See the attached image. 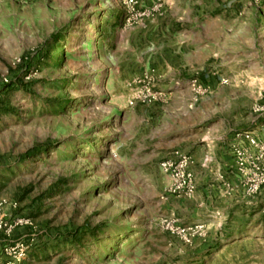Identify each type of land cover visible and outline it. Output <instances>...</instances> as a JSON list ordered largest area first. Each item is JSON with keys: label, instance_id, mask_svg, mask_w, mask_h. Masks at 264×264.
Here are the masks:
<instances>
[{"label": "rangeland", "instance_id": "obj_1", "mask_svg": "<svg viewBox=\"0 0 264 264\" xmlns=\"http://www.w3.org/2000/svg\"><path fill=\"white\" fill-rule=\"evenodd\" d=\"M190 26L239 37L259 63L211 57L180 76L174 34ZM251 70L264 73V0H0V200L38 226L26 264H264V185L249 194L223 158L264 90ZM150 80L164 95L144 102ZM179 83L191 152L157 133ZM208 128L219 163L204 175ZM177 151L192 156L191 196L160 168Z\"/></svg>", "mask_w": 264, "mask_h": 264}, {"label": "crops", "instance_id": "obj_2", "mask_svg": "<svg viewBox=\"0 0 264 264\" xmlns=\"http://www.w3.org/2000/svg\"><path fill=\"white\" fill-rule=\"evenodd\" d=\"M189 10L191 11L192 8H189ZM175 14L176 12L173 15L175 16ZM196 27L190 26L188 29L184 30L183 34H180V31L177 34H174V37L177 40V45H175V47H178V50L181 53V57L172 59L171 65L173 66V68L170 67L169 64L168 66L170 69H173V71L180 72V76L183 75L186 77L193 75L195 72L194 69L196 68V62L198 63V66H204L206 63V59L211 57H227L230 59V61L233 62L237 61L239 57H245L247 58V60L250 57H253V59H250L247 62H256L257 64L259 63V54L255 53L254 51H248L243 45L238 46L230 44V42H237L239 40V37L236 36L233 38V36L230 35L221 36L220 34H216L217 31H214L216 29L213 28V26ZM183 36L184 38L180 39V37ZM241 40H243V38H241ZM253 47H255V44H253ZM227 51L229 52L224 55L223 53ZM246 74L253 80H264V73L262 72L251 70L246 71ZM180 86H182L180 85V83L175 84V87L177 89L171 92V95H173L172 97L175 98V101H173L174 103L172 106V111H168L169 115H165L164 118L166 119V124L163 126L166 127V131L157 129V133L159 136V140L161 139L166 142L167 148H172L173 145H175L174 142H179L177 141L179 139L181 142L177 145L178 149L191 152L190 149L184 148L183 146H185L184 143L186 139L197 140L199 138V133L196 130L198 127L197 114L195 113V111L193 113V111L190 112L189 109L187 110V95L189 93L188 98H190L192 97V93L190 92V90L185 91L182 88L180 89ZM215 94L218 95V92ZM245 109L248 110L247 107ZM249 109L250 110L246 111L249 115H246L244 124L247 125L249 129L257 130V132H260L261 121L256 120V118L254 117L252 106H250ZM236 124L237 123H235L234 125ZM232 129V125H230L228 134H226L227 139H230V144L234 134L233 133L232 135H229ZM215 134L216 133L214 128H208L207 131L205 130L203 134L204 136L200 140L203 142L204 149L207 150L206 155L204 157H197L196 155H194L196 164H199L201 166L202 171L200 172L204 175H207L208 169L211 164L219 163L218 154L217 152H215ZM229 147H227V150L223 155V158L225 160L224 166H227V163H233V157L231 156L232 153ZM207 159L209 161H206ZM194 168L196 167L194 166ZM201 173L196 171L197 178H199L198 176H203ZM8 209H10V205H8ZM19 231L20 229H18L15 233V237H20V235H22ZM7 242L8 239L6 238V236H4V234L0 232V253L3 249L4 244Z\"/></svg>", "mask_w": 264, "mask_h": 264}, {"label": "built area", "instance_id": "obj_3", "mask_svg": "<svg viewBox=\"0 0 264 264\" xmlns=\"http://www.w3.org/2000/svg\"><path fill=\"white\" fill-rule=\"evenodd\" d=\"M0 81L2 84L10 83L7 77H1ZM222 81L228 83L227 79ZM192 89L197 95L201 93V85L197 80L193 82ZM163 95V92L153 91V80H150L138 97L144 102H152ZM253 113L261 118L259 119L261 131L236 130L230 144L234 168L243 179L244 187L249 194L258 192L264 185V90L261 91L260 98L253 106ZM191 163L192 156L180 151L175 152L173 158L161 162L162 172L173 180L170 193H182L187 196L194 193L196 185L193 174L189 170ZM17 208L18 204L14 202L10 203L11 210H8L7 203L0 200V232L8 239L0 253V264H26L38 237V226L34 219L15 216L12 211ZM24 226L30 227L31 233L27 236L15 237L16 230Z\"/></svg>", "mask_w": 264, "mask_h": 264}, {"label": "trees", "instance_id": "obj_4", "mask_svg": "<svg viewBox=\"0 0 264 264\" xmlns=\"http://www.w3.org/2000/svg\"><path fill=\"white\" fill-rule=\"evenodd\" d=\"M36 149H37V148H35V149L31 150V151H30V153H31V152H35V151H36Z\"/></svg>", "mask_w": 264, "mask_h": 264}]
</instances>
